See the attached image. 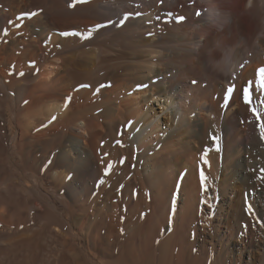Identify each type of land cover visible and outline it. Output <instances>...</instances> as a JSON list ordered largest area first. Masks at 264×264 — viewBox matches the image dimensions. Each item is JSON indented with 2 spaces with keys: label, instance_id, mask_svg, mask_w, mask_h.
<instances>
[{
  "label": "bare ground",
  "instance_id": "bare-ground-1",
  "mask_svg": "<svg viewBox=\"0 0 264 264\" xmlns=\"http://www.w3.org/2000/svg\"><path fill=\"white\" fill-rule=\"evenodd\" d=\"M0 24L25 163L71 215L43 195L56 236L97 264H264L233 197L264 194V0H0Z\"/></svg>",
  "mask_w": 264,
  "mask_h": 264
},
{
  "label": "rangeland",
  "instance_id": "rangeland-1",
  "mask_svg": "<svg viewBox=\"0 0 264 264\" xmlns=\"http://www.w3.org/2000/svg\"><path fill=\"white\" fill-rule=\"evenodd\" d=\"M1 30H3L2 24H0V33ZM10 72H8V76L10 75L11 78L27 79L29 77L25 75L19 77L15 73L11 72L10 74ZM10 76L9 79L5 78L10 86L5 87L0 83V103L4 109L3 115L0 117V181L8 182L12 180L18 185L19 183L26 184L29 192L13 196L6 193L5 195L0 190V264H60L56 258H59L60 254L68 247L72 248L80 263L97 264L98 259H92L87 249L84 233L78 227L70 229L69 224H65L62 230L64 234L66 233V238L65 236L64 238H62L63 236H56L51 231V228L55 226L53 223L59 220V216L57 214L51 215L52 218L54 216V219H58H55V222L50 221L52 218L49 219V216H46L47 205L44 202L43 195L54 202L57 209L64 214L67 219L66 222L70 220L71 215L66 208L62 207L60 200L63 199V195L55 190L51 175L49 173L43 174L41 170L31 168L27 162L25 163L23 140L20 143L18 139L17 107L15 106V93L18 88L10 82ZM5 79L1 78L2 81H5ZM12 96L13 98H10ZM25 141L27 142V140ZM21 144L23 148L19 146ZM256 182L257 180L250 181V187L243 190L242 193H240V190L239 194L233 195L234 205L241 213L239 218L235 219L234 217V221H238L241 227L240 233L235 237L237 244H239L242 235L247 230L252 231L254 235V245H261L264 240V194L259 192L261 187L263 188V183L262 181H258V184ZM34 189H37L39 193L33 192ZM241 199H243V202ZM33 204L34 208H31ZM206 211L204 209L203 214ZM231 215L230 217L233 218V215L236 214ZM59 238L66 241L64 247L60 246ZM197 245L196 242L194 244L196 250H198ZM103 260L110 263L114 259L105 257ZM69 262L71 261L69 260ZM69 262L65 264H72ZM113 262L110 264H114Z\"/></svg>",
  "mask_w": 264,
  "mask_h": 264
},
{
  "label": "snow or ice",
  "instance_id": "snow-or-ice-1",
  "mask_svg": "<svg viewBox=\"0 0 264 264\" xmlns=\"http://www.w3.org/2000/svg\"><path fill=\"white\" fill-rule=\"evenodd\" d=\"M78 2H87V0H78ZM32 15H35V13H32ZM176 19H177V22H181V21H183L184 17L183 16H180V17H177ZM259 72L261 73L262 76H264V68L260 69ZM262 87H264V84H262ZM232 90L233 89L230 88L229 89V92H231ZM244 92H245V102L246 103H250V95L248 93V90L245 89ZM70 99H71L70 97L66 98V100H65V106H67V104L70 102ZM253 112H254V114H256L255 113V110H253ZM205 162H207V161H205ZM110 168H111V164H109V167L107 169H105V174L106 175L108 174V171L110 170Z\"/></svg>",
  "mask_w": 264,
  "mask_h": 264
}]
</instances>
